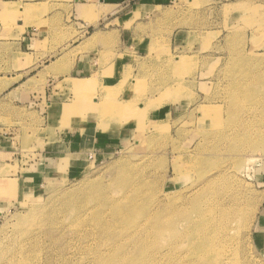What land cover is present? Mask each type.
Instances as JSON below:
<instances>
[{
    "label": "rangeland",
    "instance_id": "obj_1",
    "mask_svg": "<svg viewBox=\"0 0 264 264\" xmlns=\"http://www.w3.org/2000/svg\"><path fill=\"white\" fill-rule=\"evenodd\" d=\"M181 2L143 17L145 55L119 87L76 94L127 110L125 142L72 172L41 168L43 139L0 154V264H264V115L242 109L264 108V0ZM208 222L215 250L197 261Z\"/></svg>",
    "mask_w": 264,
    "mask_h": 264
},
{
    "label": "crops",
    "instance_id": "obj_2",
    "mask_svg": "<svg viewBox=\"0 0 264 264\" xmlns=\"http://www.w3.org/2000/svg\"><path fill=\"white\" fill-rule=\"evenodd\" d=\"M181 4L186 5L181 0H0V154L6 161L21 149L24 135L43 139L41 168L66 164L71 172L85 167L88 155L100 160L125 142L128 124L118 121L127 110L112 113L114 103L97 98L93 108L76 94L119 87L129 67L145 55L149 34L140 32L143 17ZM127 106L135 110L132 103ZM99 119L109 121L98 127ZM255 235L264 249V210Z\"/></svg>",
    "mask_w": 264,
    "mask_h": 264
},
{
    "label": "bare ground",
    "instance_id": "obj_3",
    "mask_svg": "<svg viewBox=\"0 0 264 264\" xmlns=\"http://www.w3.org/2000/svg\"><path fill=\"white\" fill-rule=\"evenodd\" d=\"M254 80H256V81H258V82H260L261 81V78H259V77H254L253 78ZM259 85H262V87L261 88H264V85L262 84V83H255L254 84V88H256V89H259L260 88V86ZM243 90V89H242ZM250 95H247V97H249ZM237 99H239V98H237ZM236 100V99H235ZM240 100V99H239ZM259 102H261V103H264V97H262V98H260L259 99ZM236 107V106H235ZM264 107V106H263ZM238 109V108H237ZM241 109V108H240ZM239 109V110H240ZM242 109L244 110L245 109V111H246V113H251V112H254L255 113V116L256 117H259V116H257V114H263L264 115V108L262 109V110H260V109H258V108H256V107H254V108H250V107H248V109H246V108H243L242 107ZM206 110H209V109H206ZM236 109H234V111L232 110V113H233V116L234 115H236L237 113H236V111H235ZM236 113V114H235ZM237 116V115H236ZM254 116V117H255ZM244 119V118H243ZM242 119V120H243ZM245 121H246V118H245ZM242 122V121H241ZM240 123V122H239ZM238 125V124H237ZM235 128V127H234ZM233 128V129H234ZM263 131V130H262ZM263 133V132H262ZM261 136V135H260ZM261 140H262V149L264 150V139H262L261 138ZM260 140V141H261ZM231 199V198H230ZM229 199V200H230ZM236 199V198H235ZM234 200V199H233ZM231 201H232V199H231ZM235 201V200H234ZM193 202V201H192ZM195 202V201H194ZM193 202V203H194ZM192 203V204H193ZM235 203V202H234ZM191 205V204H190ZM230 205V204H229ZM235 205H236V203H235ZM242 205H243V203H242ZM237 206V205H236ZM182 207H183V205H182ZM238 207V206H237ZM179 208V207H178ZM225 208V207H224ZM181 209V208H180ZM185 211L184 210V208L183 209H181V211ZM196 211H197V208H196ZM195 211V212H196ZM199 211V210H198ZM221 211V217L219 218V220L221 221V222H219V226L220 227H222L223 226V223H224V221L225 220H230V218H232V216H228V215H230L229 213H227L224 209H221L220 210ZM178 212H179V209H178ZM185 212H187V211H185ZM191 212V211H190ZM210 212H212L211 210H210ZM214 212V211H213ZM212 212V213H213ZM181 214H183V213H181ZM200 214V213H199ZM197 215V214H196ZM216 215V214H215ZM183 216V215H182ZM208 216H209V214L206 216V218H208ZM214 217V216H213ZM212 217V218H213ZM213 219H215V218H213ZM216 219H217V217H216ZM210 220V219H209ZM212 220V219H211ZM204 221V220H203ZM208 221V220H207ZM214 221H216V220H214ZM205 222V221H204ZM211 222V221H210ZM210 222H208V223H204L203 225H204V227L206 228V230H208V231H210V232H207V234L205 233V234H203V235H201V237H199V238H203L202 240H200L199 238H197V240H195L194 241V243L196 242V241H198V240H200V242L199 243H201V245L203 246L202 248V250H203V255L201 256V257H199V256H197V257H199L198 258V260L197 261H200V260H203V261H208V260H205V259H207L206 258V256H207V254L208 255H210V252H212L213 250H215V248H214V245H215V241H216V239L218 238V237H215V236H217L216 235V230H217V226H216V224H214V223H210ZM201 223V222H200ZM191 225H193V224H191ZM194 226V225H193ZM197 227V226H196ZM203 227V226H202ZM205 228H204V231H205ZM199 229V228H198ZM160 231V230H159ZM199 232H197V234H198ZM213 235H212V234ZM199 235V234H198ZM207 235V236H206ZM189 236V235H188ZM192 238V237H191ZM194 238V237H193ZM190 241H191V239H190ZM191 243V242H190ZM204 245H206V246H204ZM199 246H200V244H199ZM190 248V247H189ZM191 250H193V249H191ZM201 250V251H202ZM200 251V250H199ZM198 251V252H199ZM192 252V251H191ZM195 253V252H194ZM201 253V252H200ZM193 254V253H192ZM191 254V255H192ZM196 254V253H195ZM195 257V256H194ZM203 257V258H202ZM209 257V256H208ZM211 257V256H210ZM212 258H213V256H212ZM196 261V260H195ZM229 262V261H228ZM227 263V262H226ZM209 264V263H208ZM211 264H220L217 260H211Z\"/></svg>",
    "mask_w": 264,
    "mask_h": 264
}]
</instances>
